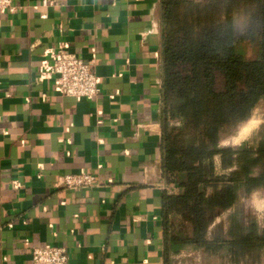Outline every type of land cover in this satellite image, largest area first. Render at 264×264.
<instances>
[{
  "label": "crops",
  "instance_id": "obj_1",
  "mask_svg": "<svg viewBox=\"0 0 264 264\" xmlns=\"http://www.w3.org/2000/svg\"><path fill=\"white\" fill-rule=\"evenodd\" d=\"M0 13V264L64 248L68 264H164L160 0H13ZM60 43L94 61L100 93L49 74ZM86 173L97 187L56 188ZM17 185L18 187H15Z\"/></svg>",
  "mask_w": 264,
  "mask_h": 264
},
{
  "label": "trees",
  "instance_id": "obj_2",
  "mask_svg": "<svg viewBox=\"0 0 264 264\" xmlns=\"http://www.w3.org/2000/svg\"><path fill=\"white\" fill-rule=\"evenodd\" d=\"M160 2L163 167L176 189L161 196L164 264L185 249L225 251L244 262L255 254V263L264 255V229L239 205L264 190V128L237 146L221 147L220 137L264 104V0L247 1L244 34L228 6L209 15L221 0ZM228 210L226 232L208 238L212 217Z\"/></svg>",
  "mask_w": 264,
  "mask_h": 264
},
{
  "label": "built area",
  "instance_id": "obj_3",
  "mask_svg": "<svg viewBox=\"0 0 264 264\" xmlns=\"http://www.w3.org/2000/svg\"><path fill=\"white\" fill-rule=\"evenodd\" d=\"M13 0H0V13H14ZM49 74L55 78L56 92L74 99H92L100 93L99 79L94 71V61H87L68 51V45L60 43L51 55ZM15 187H18L15 185ZM56 188L79 191L97 187L93 175L67 174L60 177ZM33 264H68V254L64 248L46 246L32 250Z\"/></svg>",
  "mask_w": 264,
  "mask_h": 264
},
{
  "label": "rangeland",
  "instance_id": "obj_4",
  "mask_svg": "<svg viewBox=\"0 0 264 264\" xmlns=\"http://www.w3.org/2000/svg\"><path fill=\"white\" fill-rule=\"evenodd\" d=\"M196 2L205 4L211 0H195ZM223 4L217 7L215 4H211L209 7L210 16L214 19L224 11L228 6L230 9L233 25L237 34H244L246 31V20L249 15L250 7L248 6V0H221ZM260 127L264 128V104L259 105L254 109L249 120L241 123L233 130H228L227 133L220 137V146H237L245 139L249 138L252 133L256 132ZM218 163V159H216ZM258 198L264 201V190H258ZM251 196V195H250ZM250 196L240 201L239 208L246 217L253 219L261 229H264V219H257L250 211L246 209V203ZM232 210L225 212H217L212 217L210 226L208 228L207 237L211 238L217 233H225L228 227V217ZM249 261L244 262L243 258L234 257L232 254H228L225 251L213 252L211 250H194L185 249L180 254L173 256L170 264H264V255H261L257 262L252 263L250 259H255L256 255H248ZM256 258V259H257Z\"/></svg>",
  "mask_w": 264,
  "mask_h": 264
},
{
  "label": "clouds",
  "instance_id": "obj_5",
  "mask_svg": "<svg viewBox=\"0 0 264 264\" xmlns=\"http://www.w3.org/2000/svg\"><path fill=\"white\" fill-rule=\"evenodd\" d=\"M246 209L257 219H264V201H261L258 198L256 190L252 191L251 196L246 203Z\"/></svg>",
  "mask_w": 264,
  "mask_h": 264
}]
</instances>
